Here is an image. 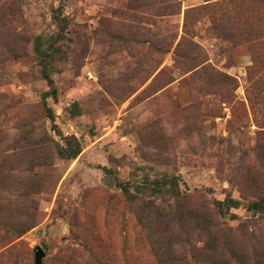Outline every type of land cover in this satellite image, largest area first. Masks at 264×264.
I'll use <instances>...</instances> for the list:
<instances>
[{"label":"rangeland","instance_id":"obj_1","mask_svg":"<svg viewBox=\"0 0 264 264\" xmlns=\"http://www.w3.org/2000/svg\"><path fill=\"white\" fill-rule=\"evenodd\" d=\"M261 197L263 0H0V264H264Z\"/></svg>","mask_w":264,"mask_h":264},{"label":"trees","instance_id":"obj_2","mask_svg":"<svg viewBox=\"0 0 264 264\" xmlns=\"http://www.w3.org/2000/svg\"><path fill=\"white\" fill-rule=\"evenodd\" d=\"M61 8L59 10H56V12L54 14V19L60 27L63 24V22L65 21L64 19L61 18L60 14H59ZM185 27H186L185 33L187 34V32L189 31L187 29V22L185 24ZM49 57H52V56H46V58L42 59L43 73H44L45 79L48 81L49 86L52 88V91H54V81L49 74L48 64H47V60H46ZM229 79H230V77H229ZM49 113H50V117L53 118V114L51 113V110H49ZM80 153H81L80 143L79 142H73V141H69L66 148H62L59 150L60 157L64 158V159H75ZM156 187H158L162 191L168 190L169 192L174 193L175 190H178V180L176 178H172L170 180H164L161 182H157ZM122 189L126 194H129V189L126 185H123ZM230 203L234 207H238V205H239L238 202H234V201H230ZM249 209L254 210V211H258V212H264V197H261L258 201L252 203L249 206Z\"/></svg>","mask_w":264,"mask_h":264},{"label":"water","instance_id":"obj_3","mask_svg":"<svg viewBox=\"0 0 264 264\" xmlns=\"http://www.w3.org/2000/svg\"><path fill=\"white\" fill-rule=\"evenodd\" d=\"M40 253V256L43 257L44 256V253L39 249L38 251Z\"/></svg>","mask_w":264,"mask_h":264}]
</instances>
